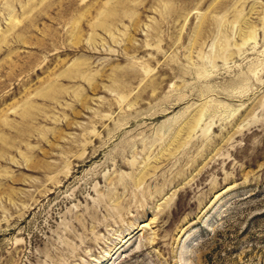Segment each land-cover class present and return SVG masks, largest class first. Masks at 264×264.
<instances>
[{
	"label": "rangeland",
	"instance_id": "obj_1",
	"mask_svg": "<svg viewBox=\"0 0 264 264\" xmlns=\"http://www.w3.org/2000/svg\"><path fill=\"white\" fill-rule=\"evenodd\" d=\"M0 264H264V0H0Z\"/></svg>",
	"mask_w": 264,
	"mask_h": 264
}]
</instances>
